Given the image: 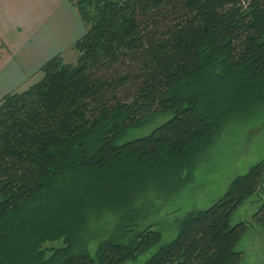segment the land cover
I'll return each mask as SVG.
<instances>
[{
    "label": "trees",
    "instance_id": "trees-1",
    "mask_svg": "<svg viewBox=\"0 0 264 264\" xmlns=\"http://www.w3.org/2000/svg\"><path fill=\"white\" fill-rule=\"evenodd\" d=\"M69 1L86 28L77 64L58 55L0 101V264H140L153 249L141 264H239L250 223L232 218L263 189L264 163L188 212L170 243L140 228V203L154 182L180 181L190 148L214 137L201 107L264 104V0ZM155 117L169 120L121 142ZM110 214L115 228L95 233ZM252 224L264 228V203Z\"/></svg>",
    "mask_w": 264,
    "mask_h": 264
},
{
    "label": "rangeland",
    "instance_id": "rangeland-1",
    "mask_svg": "<svg viewBox=\"0 0 264 264\" xmlns=\"http://www.w3.org/2000/svg\"><path fill=\"white\" fill-rule=\"evenodd\" d=\"M78 55L76 50L67 54L70 64H77L72 58ZM66 61V62H67ZM209 75V73H207ZM205 79V78H204ZM202 80L200 92L206 96L212 88ZM225 88L227 87V83ZM209 91V92H208ZM231 102L224 101L215 107L204 105L199 112L217 122L212 139L194 144L190 148V161L183 169L180 181L172 179L154 182V190L142 198L141 206L146 205L147 219H141L140 228L153 225L163 234L164 244L174 241L179 233L178 222L193 210H205L222 198L230 184L238 176L245 175L259 163H264V104L251 110L235 108ZM231 112V113H230ZM169 118L155 117L142 129L130 130L121 141H132L151 134ZM163 179L165 175L162 173ZM160 175V176H162ZM264 203V187L261 192L248 198L234 213L232 224L250 223L248 233L237 246L243 254L239 264H264V228L252 224L253 216ZM117 224L114 215L96 220L92 225L95 233L102 234L113 230ZM99 240L90 243V254L94 257ZM63 246V241L47 243L44 249L50 250ZM157 249H153L140 258L139 263L147 261Z\"/></svg>",
    "mask_w": 264,
    "mask_h": 264
},
{
    "label": "crops",
    "instance_id": "crops-1",
    "mask_svg": "<svg viewBox=\"0 0 264 264\" xmlns=\"http://www.w3.org/2000/svg\"><path fill=\"white\" fill-rule=\"evenodd\" d=\"M85 33L69 0H0V101L38 82L54 57L67 61Z\"/></svg>",
    "mask_w": 264,
    "mask_h": 264
}]
</instances>
